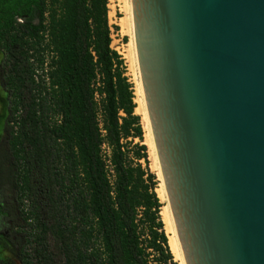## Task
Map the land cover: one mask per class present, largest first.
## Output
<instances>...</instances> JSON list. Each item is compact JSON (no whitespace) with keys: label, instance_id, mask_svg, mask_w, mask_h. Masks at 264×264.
Masks as SVG:
<instances>
[{"label":"trees","instance_id":"trees-1","mask_svg":"<svg viewBox=\"0 0 264 264\" xmlns=\"http://www.w3.org/2000/svg\"><path fill=\"white\" fill-rule=\"evenodd\" d=\"M0 51L21 263L178 264L109 0H0Z\"/></svg>","mask_w":264,"mask_h":264},{"label":"water","instance_id":"water-1","mask_svg":"<svg viewBox=\"0 0 264 264\" xmlns=\"http://www.w3.org/2000/svg\"><path fill=\"white\" fill-rule=\"evenodd\" d=\"M187 264H264V0H132Z\"/></svg>","mask_w":264,"mask_h":264},{"label":"rangeland","instance_id":"rangeland-1","mask_svg":"<svg viewBox=\"0 0 264 264\" xmlns=\"http://www.w3.org/2000/svg\"><path fill=\"white\" fill-rule=\"evenodd\" d=\"M127 13H128V0H109V20H110V24L112 25V47L118 50L119 53L125 59V63L127 65L126 74L134 85V91L136 95L135 100L137 105L139 106L137 101L136 84H135L136 82L128 58V49H129L128 45L130 44L131 41L130 40L131 35L130 33L127 32L128 30L124 24L125 20L127 19L126 17H128ZM122 21L124 22L122 23ZM2 59H3V53L2 51H0V65ZM8 113H9V95L7 91H5L3 85L1 84V79H0V145L5 136V125H6ZM136 113L141 115V122L144 129V143L148 147L149 166L151 170L154 171L157 175L158 184L156 187V191L161 199V202L163 203V206L161 208V216L164 221V215H165L164 207L166 205L164 200L162 199L163 187H162L161 178L159 177L156 164H154V160H153L154 156L151 151L150 144L148 142L147 131L144 125L145 124L144 119L142 116V112H140L138 107L136 108ZM136 141L138 142V139H136ZM1 173L2 172H0V264H22L18 256H19L20 247L23 242V237L20 234L21 231L19 226L20 220L18 218V212L15 206L14 192L10 188L8 182H5V179L1 177ZM167 198H168V194H167Z\"/></svg>","mask_w":264,"mask_h":264},{"label":"bare ground","instance_id":"bare-ground-1","mask_svg":"<svg viewBox=\"0 0 264 264\" xmlns=\"http://www.w3.org/2000/svg\"><path fill=\"white\" fill-rule=\"evenodd\" d=\"M128 17H126L125 22H124L125 27L127 28V32L130 33L131 35V41L128 49V58L131 64V68L134 74V79H135V84H136V93H137V101H138V109L140 112H142V116L144 119V125L145 129L147 131V138L148 142L151 147V151L153 153V160L154 164H156V168L158 169V174L159 177L161 178L162 182V199L165 202V215H164V222L166 224V232L169 237V245L172 250V253L175 257V260L178 262V264H187L184 250L182 247V243L180 241V237L178 234V230L176 227L175 219H174V214L172 212V209L170 208V201L167 198L166 189H165V181H163V173H162V168L160 167L159 164V159H158V153H157V148H156V143L154 140V134L152 130V124L150 121V115L148 112L147 104H146V97L144 93V87H143V82H142V75H141V70H140V63H139V58H138V50L136 46V39H135V28H134V13H133V3L132 0H128ZM124 27V26H123ZM127 55V54H126Z\"/></svg>","mask_w":264,"mask_h":264},{"label":"flooded vegetation","instance_id":"flooded-vegetation-1","mask_svg":"<svg viewBox=\"0 0 264 264\" xmlns=\"http://www.w3.org/2000/svg\"><path fill=\"white\" fill-rule=\"evenodd\" d=\"M0 79H1V71H0ZM1 84H2V81H1ZM3 85V84H2ZM4 87V86H3ZM5 89V88H4ZM5 91H7L6 89H5ZM7 93H8V91H7ZM8 95H9V93H8ZM9 114V113H8ZM14 201H15V206H16V209H17V212H18V218H19V208H18V204H17V202H16V199H15V196H14ZM19 220H20V218H19Z\"/></svg>","mask_w":264,"mask_h":264}]
</instances>
